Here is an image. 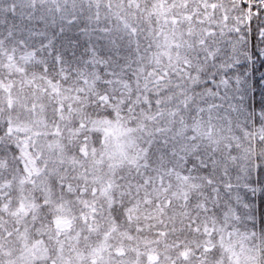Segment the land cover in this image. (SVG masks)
<instances>
[{"label":"snow or ice","instance_id":"6c2138e0","mask_svg":"<svg viewBox=\"0 0 264 264\" xmlns=\"http://www.w3.org/2000/svg\"><path fill=\"white\" fill-rule=\"evenodd\" d=\"M264 0H0V264H264Z\"/></svg>","mask_w":264,"mask_h":264},{"label":"trees","instance_id":"16d2710c","mask_svg":"<svg viewBox=\"0 0 264 264\" xmlns=\"http://www.w3.org/2000/svg\"><path fill=\"white\" fill-rule=\"evenodd\" d=\"M247 74L250 89L248 95L251 97V89L255 86L256 81L260 78H264V58H254V63L251 64V70L249 69V64L247 66Z\"/></svg>","mask_w":264,"mask_h":264},{"label":"rangeland","instance_id":"374dc122","mask_svg":"<svg viewBox=\"0 0 264 264\" xmlns=\"http://www.w3.org/2000/svg\"><path fill=\"white\" fill-rule=\"evenodd\" d=\"M251 64H253V63H249V69L251 70ZM250 72V71H249Z\"/></svg>","mask_w":264,"mask_h":264}]
</instances>
